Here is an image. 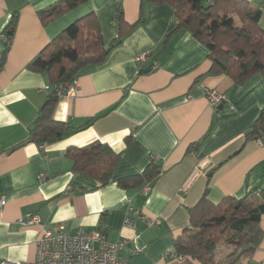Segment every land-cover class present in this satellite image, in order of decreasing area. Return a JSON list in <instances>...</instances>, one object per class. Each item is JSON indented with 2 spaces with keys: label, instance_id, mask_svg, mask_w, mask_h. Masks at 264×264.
I'll return each instance as SVG.
<instances>
[{
  "label": "crops",
  "instance_id": "0c3cea01",
  "mask_svg": "<svg viewBox=\"0 0 264 264\" xmlns=\"http://www.w3.org/2000/svg\"><path fill=\"white\" fill-rule=\"evenodd\" d=\"M57 1L0 0V55L7 27L17 15L0 70V199L5 201L0 207V261L34 263L39 228L20 223L33 215L49 231L57 226L67 235L100 230L109 243H122L115 255L127 264H200L164 255L173 253V241L189 229V209L206 189L213 204L264 189V143L244 142L264 109V77L255 73L233 85L225 74L208 75V50L186 31L173 33L177 19L166 3L89 0L41 23L38 12ZM245 1L259 12L264 30V0ZM119 10L133 28H126L105 62L80 70L74 95L64 96L55 107L54 120L69 130L51 144L29 142L50 85L45 74L27 70L28 63L89 13L109 45L118 36ZM143 53L153 60L137 63ZM208 91L226 97L222 109L209 105ZM94 144L107 145L117 155L105 185L89 173L75 172L67 155ZM151 160L160 171L156 179L138 188L118 185L141 174ZM39 175L46 180H38ZM147 186L150 191L144 192ZM259 229L261 241L246 264H264V215ZM232 254L219 251L214 264L225 263Z\"/></svg>",
  "mask_w": 264,
  "mask_h": 264
},
{
  "label": "trees",
  "instance_id": "16d2710c",
  "mask_svg": "<svg viewBox=\"0 0 264 264\" xmlns=\"http://www.w3.org/2000/svg\"><path fill=\"white\" fill-rule=\"evenodd\" d=\"M88 1L59 0L49 9L38 12V18L43 24L49 23ZM140 3L141 6L166 3L172 7L177 19L173 33L186 31L208 50V75L225 74L233 85L242 83L255 73L264 77V30L258 24L259 12L251 9L245 0H140ZM142 20L141 16L139 22ZM16 23L15 14L6 32H12ZM126 28L133 27L127 26L119 10L118 36L106 46L96 16L89 13L70 24L28 63L27 70L45 74L50 85V91L29 130V142L51 144L64 137L69 126L53 117L60 100L58 88L72 84L85 66L105 62L111 50L121 43ZM171 35L165 37L163 48ZM11 39L5 33L0 70ZM149 59L153 60L152 55ZM250 141L264 143V109L244 134V142ZM67 155L73 160L75 172L89 173L102 185L108 183L117 162V155L103 144L71 149ZM159 175L158 166L151 160L141 174L123 178L118 185L126 189L138 188ZM207 193L208 189L189 209L190 227L173 241V253L180 258H192L200 264H214L222 246L235 242L238 253L230 255L223 264H246L262 238L259 222L264 215V189L258 194L248 193L240 200L226 197L217 204L207 199Z\"/></svg>",
  "mask_w": 264,
  "mask_h": 264
},
{
  "label": "built area",
  "instance_id": "2783aa9c",
  "mask_svg": "<svg viewBox=\"0 0 264 264\" xmlns=\"http://www.w3.org/2000/svg\"><path fill=\"white\" fill-rule=\"evenodd\" d=\"M149 53H143L136 58L139 64L149 62ZM156 65L151 64L150 71H154ZM77 83L74 81L70 85L58 88L59 99L64 96L74 95ZM45 87L43 91H47ZM209 105L218 109L226 100V97L215 92L208 91L206 94ZM38 180L45 181L46 175H39ZM150 191V187H145L144 192ZM4 198L0 199V207L4 205ZM23 227H38L39 237L35 242V260L33 264H127L125 260L118 259L115 251L122 247V243L112 244L106 239V236L97 230L92 233H86L79 230L74 235H67L61 226L55 227L54 231L43 228L39 219L33 215L20 221ZM125 224H129L126 220ZM165 257L178 259L171 251H168ZM0 264H25L20 262L0 261Z\"/></svg>",
  "mask_w": 264,
  "mask_h": 264
},
{
  "label": "rangeland",
  "instance_id": "374dc122",
  "mask_svg": "<svg viewBox=\"0 0 264 264\" xmlns=\"http://www.w3.org/2000/svg\"><path fill=\"white\" fill-rule=\"evenodd\" d=\"M224 249L232 250L233 253H238L239 251L237 244L235 242L222 246L221 250L223 251Z\"/></svg>",
  "mask_w": 264,
  "mask_h": 264
},
{
  "label": "water",
  "instance_id": "95a60500",
  "mask_svg": "<svg viewBox=\"0 0 264 264\" xmlns=\"http://www.w3.org/2000/svg\"><path fill=\"white\" fill-rule=\"evenodd\" d=\"M8 34L11 35V32H9ZM218 109H222V105Z\"/></svg>",
  "mask_w": 264,
  "mask_h": 264
}]
</instances>
